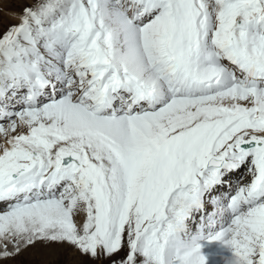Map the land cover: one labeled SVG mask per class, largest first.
<instances>
[{
	"label": "snow or ice",
	"instance_id": "6c2138e0",
	"mask_svg": "<svg viewBox=\"0 0 264 264\" xmlns=\"http://www.w3.org/2000/svg\"><path fill=\"white\" fill-rule=\"evenodd\" d=\"M205 242L264 264V0H0V264Z\"/></svg>",
	"mask_w": 264,
	"mask_h": 264
},
{
	"label": "bare ground",
	"instance_id": "6f19581e",
	"mask_svg": "<svg viewBox=\"0 0 264 264\" xmlns=\"http://www.w3.org/2000/svg\"><path fill=\"white\" fill-rule=\"evenodd\" d=\"M11 7L18 10L17 8L19 7V5L12 4ZM221 248H222V245L219 242H212L210 244L207 242L205 243V248L203 250H204L205 254L209 255L208 264H219L220 257L215 255V253H217Z\"/></svg>",
	"mask_w": 264,
	"mask_h": 264
},
{
	"label": "rangeland",
	"instance_id": "374dc122",
	"mask_svg": "<svg viewBox=\"0 0 264 264\" xmlns=\"http://www.w3.org/2000/svg\"><path fill=\"white\" fill-rule=\"evenodd\" d=\"M19 7L17 8L18 9L17 11H19ZM30 258L31 257L26 255L24 257H18L17 261L28 260ZM48 259L54 260L55 264H66L67 261H69L71 259H74V258L70 256V250H67V251H64V252H60L58 255H56L54 257H48ZM17 261H7V262H5V264H17Z\"/></svg>",
	"mask_w": 264,
	"mask_h": 264
}]
</instances>
